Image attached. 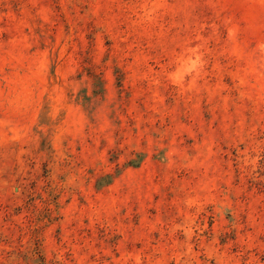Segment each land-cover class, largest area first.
<instances>
[{
  "label": "rangeland",
  "instance_id": "374dc122",
  "mask_svg": "<svg viewBox=\"0 0 264 264\" xmlns=\"http://www.w3.org/2000/svg\"><path fill=\"white\" fill-rule=\"evenodd\" d=\"M0 264H264V0H0Z\"/></svg>",
  "mask_w": 264,
  "mask_h": 264
}]
</instances>
